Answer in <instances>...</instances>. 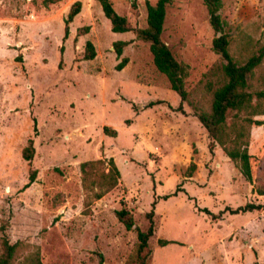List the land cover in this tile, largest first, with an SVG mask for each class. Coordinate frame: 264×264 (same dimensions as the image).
Returning a JSON list of instances; mask_svg holds the SVG:
<instances>
[{
  "label": "rangeland",
  "instance_id": "374dc122",
  "mask_svg": "<svg viewBox=\"0 0 264 264\" xmlns=\"http://www.w3.org/2000/svg\"><path fill=\"white\" fill-rule=\"evenodd\" d=\"M76 1L82 12L64 40V20ZM111 1L137 30L147 27L146 2L158 0ZM220 14L231 54L242 62L258 54L264 0H223ZM162 38L188 67L185 113L177 111L181 98L157 70L150 44L135 32H113L96 0H0V252L3 238L19 243L15 264L36 253L41 264H100L101 258L130 264L137 231H127L115 211L125 202L136 227L146 230L155 200L150 264H264V208L221 214L264 205L254 191L264 186V116L251 129V183L219 145L210 149L195 116L210 111L226 82L203 0H173ZM89 41L96 49L90 61L84 58ZM116 41L129 42L121 58ZM123 58L129 62L118 71ZM263 74L264 60L252 90L262 87ZM31 139L36 153L29 163L22 153ZM98 159H113L121 180L86 209L81 164ZM32 171L36 180L26 187ZM160 240L176 243L162 247Z\"/></svg>",
  "mask_w": 264,
  "mask_h": 264
},
{
  "label": "trees",
  "instance_id": "16d2710c",
  "mask_svg": "<svg viewBox=\"0 0 264 264\" xmlns=\"http://www.w3.org/2000/svg\"><path fill=\"white\" fill-rule=\"evenodd\" d=\"M50 1L46 0V3ZM96 1L101 4L103 13L110 21L113 32H135L138 40L150 44V51L157 70L167 77L171 89L181 98V105L177 111L185 113L183 102L187 101L189 95L186 89V80L189 76L188 67L176 59L172 50L162 38L167 10L173 0H158L154 5L146 2L147 27L137 30L132 29L126 17L117 13L111 0ZM203 2L208 11L210 24L216 32L212 49L225 61L223 74L226 82L215 91L210 111H200L195 116L208 133L209 139L211 140L210 149L213 151V147L219 145L230 161L240 170L242 175L252 183V156L249 152V147L252 127L263 124L256 117L264 116V74L260 77L262 84L260 89L252 90L251 80L255 76V71L263 63L264 47L259 50L258 54H253L248 57L246 61L242 62L237 60L231 54L232 37L227 31L228 24L222 19L220 14L223 8V0H203ZM133 7H136V3L133 4ZM81 12L82 2L76 1L71 6L68 17L64 20V40L69 38L70 24L74 22L75 18ZM85 30L89 32L90 28L86 27ZM128 45L129 42L127 41H116L114 43V50L118 58L123 56L124 49ZM63 52L64 47L61 48L62 57ZM84 58L89 61L96 58L95 46L90 41L86 44ZM128 62L129 60L127 58H123L117 66L118 71L123 70ZM155 104L153 103L151 105L153 106ZM104 133L112 137L117 136V131L109 127L104 128ZM35 153L34 140L31 139L28 146L24 148L22 156L30 163L34 159ZM36 174V171L31 172L30 182L26 187H29L35 182ZM81 174L82 186L86 194V209H89L95 202L103 199L116 189L121 180V173L113 159L109 161L98 159L83 162L81 164ZM254 191L259 196H264V186L256 187ZM176 194L177 192L174 195ZM170 197L165 196L166 199ZM156 205L157 201L155 200L152 205V210L146 215L148 221L146 230H141L136 227L135 217L125 202H122L121 208L115 211L117 219L124 225L127 231H137L138 242L135 253L131 257L130 264H150L152 262L153 251L150 246V240L155 235L154 218ZM263 208L264 205L248 203L237 209L226 208L221 214L229 211L231 214L237 215L259 211ZM201 211L210 215L213 219L218 218L216 214L207 208H203ZM173 243L176 242L169 240L159 241L162 247ZM19 246V243L12 244L7 238H3L0 264H15ZM27 264H41L40 254L36 253L31 258H28ZM100 264H103L102 258Z\"/></svg>",
  "mask_w": 264,
  "mask_h": 264
},
{
  "label": "crops",
  "instance_id": "0c3cea01",
  "mask_svg": "<svg viewBox=\"0 0 264 264\" xmlns=\"http://www.w3.org/2000/svg\"><path fill=\"white\" fill-rule=\"evenodd\" d=\"M130 33V32H129Z\"/></svg>",
  "mask_w": 264,
  "mask_h": 264
}]
</instances>
